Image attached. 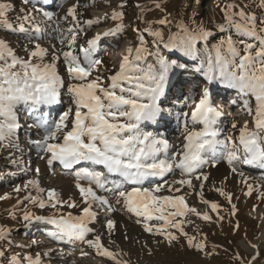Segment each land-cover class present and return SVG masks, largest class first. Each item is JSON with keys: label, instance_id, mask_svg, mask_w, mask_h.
Here are the masks:
<instances>
[{"label": "snow or ice", "instance_id": "6c2138e0", "mask_svg": "<svg viewBox=\"0 0 264 264\" xmlns=\"http://www.w3.org/2000/svg\"><path fill=\"white\" fill-rule=\"evenodd\" d=\"M50 2L20 0L19 13L13 20L9 14L16 11V6L0 0V30L18 37L17 44L0 38V148L23 152L19 133L24 128L21 116L26 114L32 120L24 122L27 131L38 130V138L29 142L38 150L39 159L53 176L57 164L63 174L72 175L79 199L64 198L54 187H42L41 171L35 169L33 178L15 186V192H25L17 205L27 201L50 212L37 214L26 205L22 216L25 227L36 222L52 225L54 230L47 235L54 240H79L112 264H131L124 258L128 253L111 239L117 224L111 214L120 212L134 216L144 232L162 237L154 240L158 245H180L183 237L181 247L206 256L213 254L206 251L207 235L191 219L196 216L211 222L212 216L189 205L185 194L176 193L185 186L196 190L193 180H198L201 202L217 212L220 205L203 196L204 181L210 175L204 171L206 167L226 161L231 172L241 177L242 165L264 170V0L256 3L260 14L246 11L248 5L225 3L216 33L197 22L195 14L173 24L164 0H152L153 8L162 13L154 20L143 19L153 9L137 5L144 27L135 29V47L125 49L115 70L106 68L99 52L105 37L116 40L111 47L118 46L126 29L122 9L127 0L118 5L121 10L105 14V20L117 22L114 27L86 39L87 31L102 21L82 19L80 0L62 16L46 10L44 6ZM62 22L68 26L62 27ZM45 40L49 41L47 46ZM185 76L196 77L202 83L189 87L183 95V107L189 110L176 114L183 132L180 144L173 146L159 130L145 129L160 125L173 114L175 101L169 97ZM216 86L234 90L241 102L240 110L247 117L243 123L233 118L228 132L223 125V106L213 103ZM65 88L70 107L53 117L52 110L61 105ZM12 163L19 161L13 158ZM177 173L179 178L165 179ZM150 178H160L163 183H153ZM247 188L246 194L250 195L253 186L247 184ZM216 191L231 204V193L220 188ZM231 207L235 215L236 205ZM101 213L114 249L105 246L92 226L101 223ZM12 216L15 218L14 213ZM188 225L194 226L196 235L185 230ZM11 235L10 228L0 225V241L9 247ZM125 239H129L127 234ZM142 247L146 248L147 242ZM216 247L213 245V249ZM251 247L256 255L248 264L259 256L258 246ZM49 255L50 250L7 256L0 245V258L6 264H45L44 257ZM234 259L244 264L239 254Z\"/></svg>", "mask_w": 264, "mask_h": 264}, {"label": "rangeland", "instance_id": "374dc122", "mask_svg": "<svg viewBox=\"0 0 264 264\" xmlns=\"http://www.w3.org/2000/svg\"><path fill=\"white\" fill-rule=\"evenodd\" d=\"M52 1L54 2V8L50 11H54L59 16H62L68 7L77 2V0ZM3 2H10L16 6V11L9 14L10 19L14 20L21 7L20 0H3ZM80 2L82 6L79 11L84 13L82 19L98 17L102 21L100 25H94L89 29L84 39L95 35L97 32H104L114 27L117 23L116 21L105 20L104 18L105 14H110L114 9L121 10L118 8V5L122 0H80ZM227 2H234L241 7L248 5V8L245 9L246 11L251 10L257 14L261 12L256 6L258 0H256V2H253V0H164V7L167 12L172 14L171 19L173 24L182 19L187 21L188 18L195 14L197 22H203L210 30L216 33L217 30L215 26L222 22L223 14L221 8ZM84 4H90L91 6L84 8ZM137 5H146L148 8L153 9L150 12H146L143 19L154 20L160 18L162 15L158 9L153 8L152 0H127L126 6L122 9L125 12L124 23L126 29L119 39L118 46H110L116 43L113 37H105L101 42V48L103 50L99 52V56L103 59L104 65L109 70L118 69L120 62L118 58L115 59V54L111 55L107 50L110 49L115 52L122 51L124 54L127 47L132 46L134 48L137 39L135 29L144 27L140 8L137 7ZM67 26L66 23L62 22V27ZM0 38L7 39L13 44H17L18 42V37L15 34H10L3 30H0ZM217 38H219V34ZM51 42L55 43V41ZM215 42L216 41L213 40V43ZM43 43L47 46L49 41L45 40ZM61 74H64L63 67H61ZM108 74H110V72H104V75ZM185 77L180 78L175 86L178 87V89L180 88V92L173 94V91L176 92V88L174 87L169 97L170 100L175 101V110L173 114L168 116L167 120L161 123L160 126L149 125L145 129L146 131L159 130L167 137L169 143L173 146H178L180 144L183 132L182 127L177 123L176 114L180 111L189 110L183 107V95L187 94L189 87H192L196 83H202V80L196 79V77ZM225 91L231 93L234 90ZM63 93L61 105L52 110L53 117L58 116L59 112L67 110V108L70 107V100L66 95V88L63 90ZM197 93L199 94V89H197ZM222 93H224V88L216 86L213 92V102L216 101L217 98L238 100L235 92L227 97H224ZM244 119H247V117L243 115L238 121L243 123ZM231 120L232 119L223 117V125L226 132L231 131ZM25 121H27V123H32L31 118L23 114L21 116V122L24 124V128L19 133V147L23 150L31 145L29 142L31 139L38 138V130L33 129L31 132H28L27 123H24ZM30 152L34 153V150L30 149ZM18 153L20 152L15 149L0 148V197H9L0 199V225L6 226L12 230L11 247H9L7 243L0 241V245H3V248L6 250V255L11 256L13 253H31L35 255L37 252L43 253L50 250V255L44 257L45 264H70V261L73 259L84 260L86 264H111L102 258L97 259L92 249H88L87 255L81 257L71 252V249H64L60 245L57 246L58 244L55 245L53 239L47 234L38 232V230H40L39 226L42 225L41 222H36L27 228L25 227L22 216L26 205L29 210L37 214H47L50 210L45 209L41 211L28 204L27 201L19 205L15 203L16 198L25 196V192L23 191L20 193L15 192V186H22L25 181L30 179V177L24 173L25 166L20 160ZM13 158L17 159L19 163L13 164ZM33 162H35V159ZM29 165L31 166L32 164L30 163ZM29 165L28 168H30ZM57 165L55 169L58 167ZM239 170L244 173V177L233 174L226 161H221L215 167H206L204 170L210 172V175L209 179L204 181L203 196L208 201L218 203L220 208L217 212H211L209 214L212 216L211 222L204 221L196 216H192L191 219L194 221L195 225L199 226L200 231L207 235L208 247L206 251L213 254L206 256L204 253L188 249L186 246L181 247L180 245L184 244L183 237H181L180 245L172 247H169L166 243L158 245L154 243V240H162V237H153L151 234L144 232L142 224H137L135 219L120 212L112 213V218L117 223L119 222V218L126 219L124 221H126L127 225L129 227H132V225L139 227L138 229L141 234L135 238H131L128 235L130 239H124L122 244V240L118 238L117 234L119 229L116 227L111 239L116 241V244L128 253L124 258L130 260L131 264H240L239 260L234 259L237 254L243 257L244 264H248L251 258L256 255V249L251 247L253 244L258 246L259 256L255 261H252V264H264V195H262L264 194V170L243 165L240 166ZM56 176L58 179L63 181L66 180L69 184L72 183L74 186V177L72 175L60 172L59 175ZM245 177H247L246 183L244 182ZM155 182L163 183L162 180L154 181L153 183ZM194 182L195 180H193V185L196 186V190L185 186L181 193H176L177 195L185 194L187 202L191 206L202 203L198 195L199 185ZM247 184L253 186V191L250 195L246 194L248 192ZM217 188L231 193V204L224 196L216 191ZM76 191V189L70 190L69 193L71 194ZM73 197L79 199L78 193ZM232 204H235L237 208L235 215H232ZM70 211L76 212V210ZM12 213H14L15 218H13ZM218 217H223V219L219 220ZM101 219L104 220L103 213H101L100 220ZM237 223L239 225L238 229L236 228ZM51 229L54 230L53 228ZM95 230L96 234L101 235L102 242L105 246L113 249L115 248V245L109 243V238L107 239L105 235L106 231L104 232L100 223L95 224ZM185 230L190 234H197L194 231L193 225L186 226ZM33 240L39 241V243L32 244ZM137 241H139V243ZM145 242H147L146 248L142 247ZM17 245H24L25 247H17ZM213 245H218V247L213 249ZM149 249H151V255H149ZM63 256L67 258H64L66 259L64 262L58 258ZM0 264H6V261L0 258Z\"/></svg>", "mask_w": 264, "mask_h": 264}, {"label": "bare ground", "instance_id": "6f19581e", "mask_svg": "<svg viewBox=\"0 0 264 264\" xmlns=\"http://www.w3.org/2000/svg\"><path fill=\"white\" fill-rule=\"evenodd\" d=\"M100 3H102V2H100ZM44 7L47 10H52L54 8V2L51 0L50 4L49 5H45ZM96 18H98V17H96ZM116 52H118V51H116ZM116 52H115V55H114L116 57L115 59H117V55L116 54H118V56L122 57V55H123L122 51H120L118 53H116ZM196 79H198V78H196ZM193 80H195V79H193ZM175 88H176V92L173 91V94H176V93L180 92V88L179 89H178V87H175ZM225 90L226 89H224V93H222L224 97L225 96L227 97L228 95H232L235 92V91H233L231 93H228ZM217 101H218V98H217ZM222 101L223 102L226 101V98L224 100H222ZM219 105H221V104H219ZM56 107L57 106H55L54 108H56ZM234 112H235L234 115H236V114L239 115V113L237 112V110H234ZM242 117H243V115L241 116V118ZM158 126H160V125H158ZM30 149H33L34 150V153L30 152ZM37 153H38V150L36 148L32 147L31 145L29 147H27L25 150H23V152L18 153L20 160L24 163V166H25L24 173L27 176H29L30 178H33L35 176V169L39 168L40 171H41L40 179H41V186L42 187H45V188H53L54 187V188L58 189L62 193V195H63L64 198H67L68 196H71V195L74 196L75 194H77L76 193L77 191L76 192H73L71 194L69 193L70 190H75L74 189V186L72 185V183L69 184L66 180H64V181H66V182H64L63 180L58 179V177L56 176V175H59L60 170H62L61 166L58 164L57 165L58 167L55 169V173L56 174L54 176L51 175L49 173V171H48L47 165L45 164V162L43 160L39 159ZM34 159H35V162H33ZM30 163L32 164L31 166L29 165ZM28 165L30 166V168H28ZM210 171H212V170H210ZM208 173H210V172H208ZM172 178L173 179L179 178V174L177 173L176 176H168V177H165V179H167V180H172ZM150 179L152 180V182H154V181H160L161 180L160 178H150ZM194 183H196L197 185H199L200 184V181L195 180ZM145 186H149V185L148 184H145ZM75 198L77 199V197H75ZM17 199L18 198L15 199V203H17ZM195 207L198 210H200L201 212L207 211L209 214L212 212L210 206L205 205L203 203H201L199 205H196ZM130 218L136 220V218L134 216L133 217H130ZM124 220H126V219L119 218V222H118L119 224L118 223L116 224V227L119 229L118 230V233H117L118 234V238L120 240H122V244H123V240L125 239V234H127V236L129 235L131 238H135V237H137V236H139L141 234L140 230L138 229L139 227L133 226V225H132V227H129L127 225L126 221H124ZM102 222H103V220L101 219L100 226H101V228L105 232L106 231V227L103 226V223ZM41 224L42 225L39 226L40 230H38V232H43V233L47 234L49 231H52L51 228L54 229V226H52V225H46L43 222H41ZM92 226L95 228V225H92ZM37 229H38V227H37ZM105 235H106V237L108 239L109 237H108L107 231H106ZM89 238H92V235L91 234L89 235ZM53 241H54L55 245L58 244L57 246L60 245L64 249L65 248L66 249H71L72 250L71 252H73L74 254H76L78 256H81V257H82V255H81L82 252L87 253V250L88 249H92V248H89L86 243H84L82 241H79V240H77V241H68V240L58 241V240H54L53 239ZM92 251H93V254L95 255V257H97V259L102 258V259H104V260H106V261H108L109 263L112 264V262L109 261L107 258L97 255L93 249H92ZM83 256H85V255H83ZM64 258H66V257L63 256L62 262H64V260L67 259V258L66 259H64ZM70 264H86V262L84 260L82 261L80 259H73V260L70 261Z\"/></svg>", "mask_w": 264, "mask_h": 264}]
</instances>
